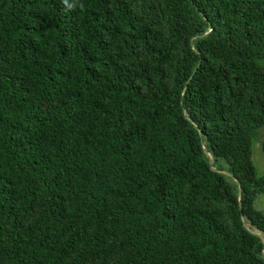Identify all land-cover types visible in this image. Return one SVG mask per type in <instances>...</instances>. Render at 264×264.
<instances>
[{
	"label": "trees",
	"instance_id": "16d2710c",
	"mask_svg": "<svg viewBox=\"0 0 264 264\" xmlns=\"http://www.w3.org/2000/svg\"><path fill=\"white\" fill-rule=\"evenodd\" d=\"M263 126L264 0H0V264H264Z\"/></svg>",
	"mask_w": 264,
	"mask_h": 264
},
{
	"label": "rangeland",
	"instance_id": "374dc122",
	"mask_svg": "<svg viewBox=\"0 0 264 264\" xmlns=\"http://www.w3.org/2000/svg\"><path fill=\"white\" fill-rule=\"evenodd\" d=\"M263 142H264V126L257 131L255 141L253 142L251 147L252 150L251 159L258 176H264V152L261 149V145ZM254 208L264 214L263 194L256 197L254 201Z\"/></svg>",
	"mask_w": 264,
	"mask_h": 264
},
{
	"label": "water",
	"instance_id": "95a60500",
	"mask_svg": "<svg viewBox=\"0 0 264 264\" xmlns=\"http://www.w3.org/2000/svg\"><path fill=\"white\" fill-rule=\"evenodd\" d=\"M204 153H206L207 156L210 159L209 166H210V168H211L212 171L222 173V174H224L226 176H230V174L227 173V172H225V171H219V170L215 169L213 167V156L210 153H208L205 149H204ZM245 228L247 229V226H245ZM252 233L255 234V235H257L260 238V240L262 241L263 245H264V236L261 233H258V232H252ZM263 253H264V248H263Z\"/></svg>",
	"mask_w": 264,
	"mask_h": 264
}]
</instances>
